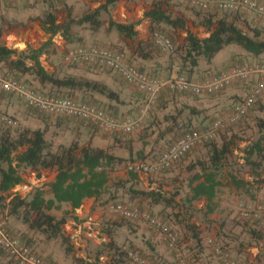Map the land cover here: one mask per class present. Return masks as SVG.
<instances>
[{
  "label": "trees",
  "instance_id": "trees-1",
  "mask_svg": "<svg viewBox=\"0 0 264 264\" xmlns=\"http://www.w3.org/2000/svg\"><path fill=\"white\" fill-rule=\"evenodd\" d=\"M119 1L122 0H104V3L95 10L85 13L80 18H74L71 16L63 23L58 21L55 13L49 12L42 21V28L51 36V38L38 49L29 48L28 51L19 52L16 49L7 47L1 42L3 29L0 27V71H3V68H7L8 72H3L8 75L9 73H18L33 77L34 81H37L40 84V88L37 89L51 96H62L76 99L74 97L76 92L90 89L100 94L107 95L110 99L118 100V94L102 83L77 76L60 77L56 74L49 73L43 66L41 57L48 52V48L52 44V38L58 34L64 39L71 41L74 27L90 26L92 31H98L102 26V20L100 18L101 13L107 11L109 6L114 5ZM258 2L264 4V2ZM198 12L202 13V11ZM233 14L240 15L238 13ZM145 17L149 18L152 23L151 34L155 31H161L164 33L162 28L167 27L172 28L175 31H186L187 36L185 43L179 46L176 50L177 52H183L181 56V72L190 79H194L199 73L198 70L200 68L201 59H205L210 63L229 46H238L255 58H260L264 55V38H262V32L258 29H254V35L251 36L243 31L238 25L237 20L234 18L230 19L228 16L220 17L215 12L204 13L202 25L209 33L206 38H200L195 33L188 30L186 20L182 17H174L163 7V2L161 0H155L152 2L151 7L145 12ZM136 25L137 23H111V27L119 34L133 39L134 41L137 37ZM152 44L157 47L154 41H152ZM147 47V44L140 42L137 47V56L143 59L148 58L149 52L146 51ZM28 61L30 64H28ZM28 85L32 86L30 84ZM231 110L222 115L229 113ZM194 112L195 111H193L192 114H194ZM45 114L60 120V122H67V118L73 119L66 116L52 115L49 113ZM76 121L84 126L98 127L92 123L81 120ZM83 129L76 132L77 137L67 144L64 142L54 143L53 141H49L47 139L48 132L46 128H19L12 130V126L3 125V128L0 130L1 194L9 193L16 186L25 183L24 178L19 172V169L22 167L35 170L53 169L57 172L55 180L49 185V191L51 194L50 198H48L46 192L41 189H37L33 193L31 199L16 196L12 199L9 205V217L13 216L20 219L23 224L28 226L29 230L42 234L46 240H61L62 243H67L68 238L65 236L63 229L67 222L66 217L58 219L50 213L52 210H59L63 203L70 204L72 209L76 210L83 205L85 199H99L103 194L108 193L110 198L107 201L116 203H124L118 200L124 199L126 194H132L131 196L133 198L150 197L155 204H163L170 208L174 207V201L171 197H167L163 193L156 191L137 190L133 184L129 186L133 181L116 180L113 184H110L111 170L118 166H126L129 161L115 156L110 153L108 149L93 146L91 142V132L95 131L93 129L89 132L90 138L86 141L80 139V137L83 136ZM191 132L195 131H184L177 140ZM216 138L205 145L210 151L208 160H198L196 163L189 166L190 171L195 169H198V171L189 179L188 188L192 194L187 200L192 203L201 200L202 198H206L209 201L207 207L208 213L214 211V200L217 197L218 187L221 185V182L217 180L218 172H220L228 163L229 156L233 153V147L235 146L234 138L228 140L227 137H223L219 141ZM244 151L245 156L243 159L245 160V163L250 165L255 173H259V170L262 169L264 164L263 141L261 139L256 141L246 147ZM132 161H136V159H133ZM136 174L137 172H133L132 180L137 178ZM230 180L231 185L237 190H245L249 192L248 182L238 179L233 174H230ZM154 216L168 223L164 218L157 215ZM117 223L119 225L126 224V219L120 217L117 220ZM6 224L11 233L24 242L23 238L13 231L8 219H6ZM188 228L192 235L191 238L196 241L199 247H201L202 239L197 226L190 224ZM105 232L110 237H113V232L109 227L105 229ZM22 234L25 235L26 233ZM262 237L263 235L260 234L259 238ZM32 242L34 243L33 239ZM24 243L35 248L33 246L34 244L31 245L26 241ZM108 247L113 253V256L112 259L105 264H132V261L128 258V251H134L139 255H144L143 248H139V246L136 245L120 246L110 243L108 244ZM0 251L2 253L0 260H6L3 262L0 261V264H17L10 254L1 246ZM202 252L203 250L199 251V253ZM153 256L154 255H152V257ZM51 263L55 264L54 262Z\"/></svg>",
  "mask_w": 264,
  "mask_h": 264
},
{
  "label": "rangeland",
  "instance_id": "rangeland-1",
  "mask_svg": "<svg viewBox=\"0 0 264 264\" xmlns=\"http://www.w3.org/2000/svg\"><path fill=\"white\" fill-rule=\"evenodd\" d=\"M76 1L77 0H23L16 3H1L0 27L3 29V35L1 38L2 44L6 46L10 45L11 47L15 46L17 47L16 50H18L19 52V47H22L24 49L23 51H28L29 48L38 49L49 40L45 37L46 32L42 28V21L49 12L55 13L58 21L60 23H63L71 16L74 18H80L85 13L95 10L97 8L96 5L100 3L99 0H83L82 4H78ZM153 1L155 0H133L130 2L135 3L136 6L143 4L145 8L149 9ZM161 1L163 2V7L167 9L174 17H182L186 20L188 30L192 31L200 38H205L206 34H208V31L202 25L204 14L203 12L201 13L191 9L182 0ZM258 1L264 2V0ZM215 13H217V15L220 17L228 16L230 19L234 18L235 20H237L238 25L243 29V31L250 34L251 36L254 35V29L260 30L262 32V38H264V22L260 21V19L255 15H237L230 12ZM162 30L170 37L169 31H172L171 28H162ZM86 32H93L91 33L92 35L95 33V31L91 30L90 26L74 27L72 33L73 36H84ZM175 33L176 36L179 37V40H181V38L184 37L183 34H185L186 31L179 30L178 32L177 30L175 31ZM89 43L91 44V42ZM83 44L86 45L87 43L85 42ZM181 45H183V43L179 44V46ZM179 46H176V49ZM158 51L164 54L160 50ZM182 53V51L177 52L176 50L173 55L164 54L166 56L167 62L171 64L170 68L174 64H178L179 66H181ZM61 61H64V63H66L64 60V56ZM262 62H264V55L260 58H255L252 55L246 53L238 46H229L225 48L210 63H208L205 59H201L200 68L198 70L199 73L197 74V76H195L194 79L202 81L228 72L232 68L238 66ZM28 64H30L29 61ZM2 70L4 72H8L7 68H3ZM9 75L23 82H26L34 86L35 88H40V84L37 81H34L33 77L18 73H9ZM255 82L256 80L252 83ZM220 94L221 93L216 95L218 96ZM216 95H212L210 97ZM74 97L78 100L95 104V96H91V94L89 93L76 92ZM236 97H238V101L242 100V96H239L237 94ZM6 98H8L9 101L14 105V109L12 112H5L14 120L12 130H16L19 128H46L48 132L47 139L49 141H53L54 143L64 142L67 144H69L74 138H76V132L81 131L83 128L86 129H83V136L80 137V139H83L85 141L90 138L89 132L92 131L91 129L95 131H104L103 129L98 127H88V125L84 126L74 119L67 118V122H60V120L50 117L48 114L28 107L21 99L13 95L9 94ZM232 103L234 102H230L231 106ZM230 105L223 107L221 111H215L214 113L217 115H215L213 119L215 120L222 117V113L227 112L225 110L228 107H231ZM209 127L210 126H208L206 129H208ZM2 128L3 125L0 124V130ZM130 134L132 135V133ZM223 137H227L228 140L234 138L235 146L233 147V153L229 156L228 163L220 172H218V177H220L224 185L221 189L220 200L216 198V200L214 201V211L211 213L207 212L208 204L204 200H198L192 203L187 200V198L189 197V179L195 172L198 171V169H195L193 171H190L188 169L186 170V164H182L183 166L178 167V163L170 171L163 173L168 175L169 173L174 172L171 177H175V179L169 180V182H167L166 184H161L159 187L160 191H163L167 197H171L174 201V207L172 208L173 213H171V215H175V217H173V219L168 222V224L177 233L179 238L180 250L184 254V257L187 259L189 264H199L200 259H203L205 261L212 260L215 261L216 264H225L223 257L217 255L214 252L213 248L208 245V241L210 239H214L217 243L221 244V246L231 254L233 259L236 260L238 264H264V217H261L259 219L246 218L245 216H243L242 210L243 208L248 210L258 209L259 207H262L264 205V164L262 169L259 170V173H255L251 166L247 165L245 163V160L243 159L245 156L244 150L246 149V147L260 139L264 144V94L240 122L234 125H229L219 131L216 139L219 141ZM207 143L209 142L198 145L196 148H198L199 146H205ZM161 152L159 151V154H161ZM191 153H189L184 159H182L180 163H182ZM159 154L156 157H158ZM208 158L209 157L206 154V156H203L200 160L207 161ZM124 169L126 170L125 167ZM184 169L186 171H184ZM19 172L25 180V183L20 186L21 188H16V190L14 188V191L12 190L9 193H0V215L4 217V219H7L9 217V205L14 197L21 196L23 198L31 199L33 193L37 189L44 190L48 198L50 195L49 189H46V185H43V174H45L46 177H50L52 174L51 171L43 173V169L35 170L32 168L22 167L19 169ZM230 174L235 175L238 179H242L248 182L249 192H241L235 189L233 185L229 186L231 183ZM163 185H165V187H163ZM118 201L124 202L127 205H131L126 201V199ZM109 202L105 204V209L110 215H113L107 210V205ZM132 205L137 206L136 204ZM138 207L145 209L141 206ZM53 212L56 213L57 217L58 215L63 213L62 210H55ZM113 216L117 217L118 219L120 218L116 215ZM126 221L129 225L136 226L137 222H141L144 226L148 227V225L143 221ZM174 223L176 225H174ZM190 224L196 225L198 231L201 234V247H199L196 241L191 238L192 235L188 228ZM11 228L13 229V231H17L15 225L11 226ZM63 228H65V226ZM28 231L30 235H34L33 238L37 241H43L45 239V237L40 233L30 231L29 229ZM152 234L155 235L156 238L159 239L160 243L170 251V258L169 260L166 259V262H159L158 259H156L157 257L155 255L152 257V255L149 254V251L144 249V255L141 256L149 259L152 264H175L177 261L176 253L173 250L169 249L160 240L159 236L155 232L152 231ZM260 234L263 235L262 238H259ZM25 235H27V233ZM19 236H21L23 240H25L23 234H19ZM36 240H34L33 243V246L35 247ZM56 243L61 244L62 241L56 240ZM60 244L57 245L60 247ZM123 245L128 244H122V246ZM62 247L64 249V252H66L69 257L68 261L66 257L65 261H63V263L61 264H102L101 261L91 262L90 260H88V258L77 257L76 252L75 255L71 256V250H68L70 249V244L68 242L62 243ZM140 247L141 246H139V248ZM166 248L163 249L166 250ZM201 250H203V252L199 253V251ZM1 255L2 253L0 251V257ZM145 256H147L148 258ZM0 261L3 262L6 260L1 259ZM55 264L59 263L55 262Z\"/></svg>",
  "mask_w": 264,
  "mask_h": 264
},
{
  "label": "crops",
  "instance_id": "crops-1",
  "mask_svg": "<svg viewBox=\"0 0 264 264\" xmlns=\"http://www.w3.org/2000/svg\"><path fill=\"white\" fill-rule=\"evenodd\" d=\"M99 1L100 3L96 5L97 8L104 3V0ZM76 2L82 4L83 0H77ZM147 9L148 8H145L143 4L136 6L135 3L122 0L109 6L107 11L101 13L100 18L102 20V26L98 31H95L93 35L91 34L93 32H86L84 36H72L71 41L64 39L60 34L56 35L52 38V44L49 46L51 48H48V52L42 56L43 58L41 57L43 66L49 73L56 74L60 77L77 76L106 85L109 89L118 94V100L110 99L107 95L100 94L90 89L81 90L80 92L95 96V104H99L98 106L104 108L115 118L127 120L139 117V112L145 104L146 95L139 91L134 85L127 83L108 68L91 65H70L64 63L61 59L69 48L79 46L86 42V45L97 44L113 48L121 52L132 64L149 75L163 79L168 78L172 74L173 66L170 68L171 64L167 62L166 56L160 53L158 51L159 49L152 44V23L149 18L145 17ZM111 22L123 24L137 23L136 40L134 41L133 39L127 38L112 29L110 26ZM171 30L172 31H169V35L174 44L176 46H179L180 43L184 44L187 33L183 34L184 37L179 40L175 30L172 28ZM45 35L47 39L51 38L49 34L47 35L46 33ZM208 35L209 33L206 34V36ZM89 42H91V44ZM140 42L148 45L146 51L149 52V56L146 59L137 56V47ZM8 46L9 48L17 49L15 46ZM19 50L21 52L24 49L19 47ZM255 80H257L256 77L244 84L241 82L235 83L220 95L213 97L209 96V98L196 97L190 94L178 93L165 89L158 102L143 119L140 128L134 131V133L132 132V135L113 133L103 129L104 131L98 130L91 132V142L93 146L108 149L110 153L128 161H132L133 159L152 161L154 158H157L156 156L159 154V151L163 152L169 148L184 131L205 130L211 125L214 120L213 117L217 115L214 113L215 111H221L223 107L230 105V102L234 103L225 111L233 109L237 103L245 98L249 85ZM237 94L242 96V100L238 101V97H236ZM8 95V93L0 90V109L1 111L4 110L2 111L4 113H10L14 109L13 103L6 98ZM193 111H195L194 114H192ZM206 154L209 157V148L206 146H199L195 148L182 163H179L178 167L183 166L182 164H186L185 168L189 170L190 165L202 159ZM124 167L125 166H118L111 170L110 184H113L116 180H129L133 181L129 186L133 184L137 190L156 191L165 195L163 191H160V185L175 179V177H171L174 172L168 175L163 174L164 172L157 175H147L137 172V178L132 180L133 172L125 170ZM186 170L184 169V171ZM49 171L52 172L50 177H46V175L43 174V185H46V189H49V185L55 180L57 173L56 170L53 169H43V173ZM217 180L221 182L216 197L220 200L221 189L224 183L220 177H217ZM20 186L21 185L16 186L15 190L16 188H21ZM229 186H231V183ZM163 187H165V185H163ZM239 191L242 192L245 190ZM188 192L190 197L192 194L190 189ZM131 195L132 194H126L124 197L131 205L136 204L137 206H141L153 216H160L168 222L175 217V215H171V213H173L172 208L166 207L163 204H155L150 197L133 198ZM50 197L51 194L49 195V198ZM109 198L110 195L108 193L103 194L99 199L87 198L83 205L76 210H73L70 204L63 203L59 209L62 210L63 213L58 215V217L56 213L53 212L55 210L50 212L58 219L62 217H66L67 219L64 225L65 228L63 229L65 236L68 238L67 242L70 244V249L68 250H71V256L75 255L76 252L77 257L88 258L91 262L101 261L103 264L106 263V261L109 262L113 256L108 244L114 243L115 245L122 246V244L127 243L128 245L141 246L144 250L149 251V254L155 255L159 262H166V259L169 260L170 251L161 244L159 239L152 234V231L141 222H137L136 226L129 225L127 221L126 224L123 225L117 223L118 218L110 215L105 209V204L109 202L107 201ZM201 200L209 204L206 198H202ZM7 219L11 226H16L17 231L15 232L18 235L26 232L27 235H23L25 237L24 242L26 241L33 245L32 239H36L33 238V234L30 235L27 225L13 216ZM174 225L176 224L174 223ZM107 227L113 232V237H110L105 232ZM57 244L60 243H56V240H36V247H34L37 249V252L47 260L61 264L65 261L66 257L68 261L69 256L64 252L62 243L60 247ZM163 248H166V250ZM199 264H216V262L200 259Z\"/></svg>",
  "mask_w": 264,
  "mask_h": 264
},
{
  "label": "built area",
  "instance_id": "built-area-1",
  "mask_svg": "<svg viewBox=\"0 0 264 264\" xmlns=\"http://www.w3.org/2000/svg\"><path fill=\"white\" fill-rule=\"evenodd\" d=\"M20 1L23 0H0V4ZM182 1L191 9L204 13L233 12L241 15H255L264 22V4L256 0ZM151 37L164 54L173 55L176 52V46L167 34L155 31ZM64 60L73 65L108 68L127 83L134 85L146 95L145 104L139 112V117L127 120L115 118L100 106L68 97L48 95L3 71H0V90L21 99L28 107L41 112L92 123L113 133L130 134L140 128L143 119L157 103L165 89L209 97L222 93L235 83H247L253 78H257L255 83L249 85L245 98L237 103L229 113L213 121L208 129L186 134L152 161H129L125 166L129 172L157 175L171 170L198 145L215 139L219 131L240 122L264 94V62L238 66L218 76L198 81L184 75L178 64L173 65L170 77L164 79L153 77L132 64L121 52L101 45H79L69 48L64 53ZM0 123L5 126H13L14 120L10 115L0 110ZM107 210L111 214L126 220L145 222L152 231L157 233L160 240L176 253L177 261L175 264H189L180 250L177 233L167 222L158 219L138 206L125 203L109 202ZM242 210L243 216L246 218L259 219L264 217V205L258 209L243 208ZM208 245L213 248L217 255L223 257L225 264H238L231 254L214 239H210ZM0 246L10 254L17 264H52L41 256L35 248L14 236L7 227L6 219L1 215ZM128 258L132 264H152L148 259L134 251H128Z\"/></svg>",
  "mask_w": 264,
  "mask_h": 264
}]
</instances>
